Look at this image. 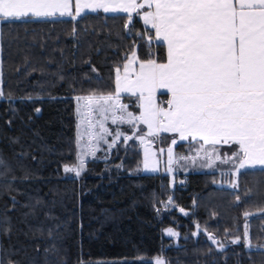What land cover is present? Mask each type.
<instances>
[{
    "label": "trees",
    "instance_id": "1",
    "mask_svg": "<svg viewBox=\"0 0 264 264\" xmlns=\"http://www.w3.org/2000/svg\"><path fill=\"white\" fill-rule=\"evenodd\" d=\"M149 31L140 12L100 9L0 20V264H264L262 166L219 161L171 184L133 171L139 148L119 143L64 171L77 95L113 92L134 49L165 58Z\"/></svg>",
    "mask_w": 264,
    "mask_h": 264
},
{
    "label": "snow or ice",
    "instance_id": "2",
    "mask_svg": "<svg viewBox=\"0 0 264 264\" xmlns=\"http://www.w3.org/2000/svg\"><path fill=\"white\" fill-rule=\"evenodd\" d=\"M145 7L151 10L143 12L144 23L151 25L156 39L167 44L166 62L138 61L133 52L123 66L124 76L115 70V95L76 99L99 113L102 133L108 132L104 121L110 114L111 123L135 127V122H140L151 136L175 133L181 141L199 139L213 148L219 143L236 144L237 171L264 167V0H0V20L71 16L73 9L76 16L86 9L139 15ZM135 63L139 71L133 73L130 70ZM159 89L171 93L166 107L157 104ZM124 92L139 99V115L119 102V94ZM138 138L144 140L143 135ZM171 143L176 145L177 140ZM167 152L171 164L172 148ZM90 154L94 156V150ZM84 165L81 155L79 167L65 166V171L79 175ZM207 166L212 167L210 156ZM144 167L148 168L147 149ZM167 232L176 235L172 229ZM156 264L162 262L157 259Z\"/></svg>",
    "mask_w": 264,
    "mask_h": 264
},
{
    "label": "rangeland",
    "instance_id": "3",
    "mask_svg": "<svg viewBox=\"0 0 264 264\" xmlns=\"http://www.w3.org/2000/svg\"><path fill=\"white\" fill-rule=\"evenodd\" d=\"M75 14V13H73ZM60 15V14H57ZM143 19V12L140 13ZM144 21V20H143ZM149 25V24H147ZM150 29H151V25ZM148 33H151V38L154 39V42L157 39L154 36V30L151 29ZM135 52L138 58V61H143L144 59L139 58L137 51L134 49L128 53V57L122 65L117 66L116 69H119V75L121 77L124 76V68L123 66L132 59V53ZM131 72H138L139 66L138 63L132 65ZM117 73H115L116 78ZM132 79L135 78L134 75L131 76ZM115 95V90L113 92H104V93H84L79 94L77 97H89V96H99V95ZM120 99L119 102L121 104L127 105V111L132 112L134 115H139L142 109L139 108L140 101L135 95L131 94H119ZM164 100V97H161ZM84 100L76 101V113H77V155L76 160L73 163L64 164L67 167H79V157L81 155L84 156L85 162L88 157H99L105 155L117 147L119 143H136L140 156L134 167L133 171L136 172H145V171H159L161 173H168L170 177L171 184L175 182L183 181V175H186L190 170H195L196 168H214L216 163L219 161H225L226 163L232 162L235 166L233 171L236 172L239 165V160L235 159L234 153L238 150V146L236 144H225L219 143L217 145L211 146L208 144H204L199 139L193 140L191 138L187 140L181 141L179 139V135L175 133H159L156 136L148 135L147 126L141 124L140 122H135V127L133 125H129L128 123H120L119 121L116 124L111 123V115H108V119L104 121V127L108 129L107 133H102L99 128L98 121L102 120V117L96 112L94 109L86 108ZM161 106L166 107L164 103L160 104ZM117 115H121L120 112H117ZM91 124V127H90ZM92 133V135H89ZM119 134V136L117 135ZM143 135L144 140L141 141L138 137ZM131 136L132 139H127V137ZM102 137V138H101ZM173 139L177 140L176 145H172L171 141ZM115 141V143H113ZM111 145V147H109ZM172 148V163H168V148ZM237 147V149L235 148ZM145 149H147V163L148 168L144 167L145 165ZM160 149H164V152H160ZM95 152V155H91V151ZM234 152L233 154H231ZM208 153V156L205 155ZM229 153L231 156H229ZM209 156L211 157L212 167H208ZM121 168V167H120ZM119 168V169H120ZM86 167L80 170L81 172L85 171ZM170 169V170H169ZM106 172L111 171V167L107 166L105 169ZM68 174H75L74 172H66ZM79 174V175H80ZM168 229H172L176 235H173L175 238L179 235V232L169 227ZM167 229V230H168ZM159 259L162 264L164 263L163 257H156L155 260Z\"/></svg>",
    "mask_w": 264,
    "mask_h": 264
},
{
    "label": "crops",
    "instance_id": "4",
    "mask_svg": "<svg viewBox=\"0 0 264 264\" xmlns=\"http://www.w3.org/2000/svg\"><path fill=\"white\" fill-rule=\"evenodd\" d=\"M137 2L139 3V2H143V0H137ZM97 10H99V9H97ZM100 10H103V9H100ZM151 9H149V8H147V7H145L144 9H141L140 10V13L141 12H144V11H150ZM85 11H91L90 9H86V10H84L83 12H85ZM104 11V10H103ZM111 12V11H110ZM118 12H122V11H118ZM73 13H75L74 12V9H73ZM165 43V47H166V53H167V44H166V42H164ZM146 59H156L157 60V62H159V63H163V62H166V56H165V58H163V59H158L157 57H150V58H145L144 60H146ZM132 78V77H131ZM124 94H130V93H127V92H124ZM161 97H164V100H162L161 99ZM169 99H171V93L168 91V90H166V89H159V90H157V92H156V101H157V104L158 105H160V104H162V103H164L165 105H166V101L167 100H169ZM161 133H163V132H161ZM172 134V133H171ZM236 149H237V147H235ZM231 153V152H230ZM229 153V156H231V154H233L234 152H232L231 154Z\"/></svg>",
    "mask_w": 264,
    "mask_h": 264
},
{
    "label": "built area",
    "instance_id": "5",
    "mask_svg": "<svg viewBox=\"0 0 264 264\" xmlns=\"http://www.w3.org/2000/svg\"><path fill=\"white\" fill-rule=\"evenodd\" d=\"M183 178H186V175H183ZM165 201H166V202L169 201V197H168V196L165 197Z\"/></svg>",
    "mask_w": 264,
    "mask_h": 264
}]
</instances>
